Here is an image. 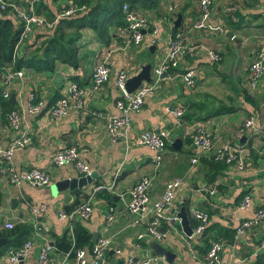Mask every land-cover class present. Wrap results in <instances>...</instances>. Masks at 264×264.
<instances>
[{
  "label": "crops",
  "instance_id": "1",
  "mask_svg": "<svg viewBox=\"0 0 264 264\" xmlns=\"http://www.w3.org/2000/svg\"><path fill=\"white\" fill-rule=\"evenodd\" d=\"M11 1H17L21 5L26 3V0ZM198 2V0L163 2L160 10H165L168 6L173 9L170 19L172 14H177L178 9L186 8L183 15L182 44L187 53L177 68L169 72L170 78L165 76L159 88L146 96L140 111L130 114L131 130L127 143L112 140L104 121L95 118L92 113L100 112L104 117L107 115L121 117V113L115 107L118 92L113 81L116 74L120 69H124L133 77L143 66L151 65L152 78L151 72L165 51L170 31L166 25H160L161 32L156 44L152 45L149 35L146 34L143 42L137 47H124V39L119 30L112 34L108 47L99 45L90 31H84L78 43L76 67L57 63L54 73L48 76L25 72L26 83L22 89L18 81L8 86L10 97L14 96L11 102L15 109L19 107L21 100H25L28 93H34L37 99L47 105L52 98L62 95L65 86L71 82L77 83L88 92L84 99L83 111L72 113L60 122L56 123L49 117L48 109L43 110L38 116L24 117L22 129L28 132L32 141L25 148L15 150L12 164L16 170L44 169L51 176V184L48 187L37 189L27 184L16 187L10 185L7 178L0 175V191L3 193L0 225L12 221L14 225L26 224L33 227L29 239L32 238L34 248L19 264H38V256L35 254L45 243L53 245L66 232L70 237L68 226L58 220L57 213L67 208L73 210L88 200L92 207V216L89 220L77 219L73 223V237L78 224L90 234L92 243L98 239L109 241L107 264H116L119 259L124 260L126 264L130 256L137 260L156 257L158 260L152 264H169L165 258L153 255L150 248L152 240L149 238L138 240L137 235L145 229V221L135 223L137 217L127 210L129 200L127 193L141 177H148L151 180L149 206L161 197L166 182L180 179L183 182L177 191L180 205L187 204L185 208L194 206L209 215L207 229L198 240L186 242L183 231L166 232L167 238L159 244L175 256L172 264H204L205 251L202 249L205 241L211 239H220L223 242L221 264H242L243 260H255L262 264L264 223L247 231L238 239L232 240V232L240 220L251 218L254 209L264 205V144L249 132H244L238 137L244 120L249 116H254L256 126L264 129V73L254 90L250 91L247 86L249 66L260 46L264 44V18L259 17L264 11V0H213L209 24L221 25L224 28L222 34L191 29L197 19ZM234 6L238 10L237 24H231L228 15L229 8ZM49 7L55 8L52 3H49ZM147 14L150 20L156 19L153 14ZM43 32L45 31H36L24 41L16 55H21L23 48L32 44L35 37L44 34ZM228 33H233L234 38H229ZM196 45L214 51L219 55L220 61L213 64L204 54H192L190 49ZM109 50L113 51L108 60L111 70L109 83L100 90L91 91L90 77L93 66L100 56ZM187 70L195 72V84L192 87H187L179 77ZM0 86L3 88L2 84ZM243 91H248L250 97L246 99ZM168 106L185 108V117L188 118L184 119L181 126L175 125L174 118L166 111ZM218 106L224 108L233 106L235 111L233 114L200 121L207 111ZM196 125L209 127L213 151L221 142L235 140H238L240 145L249 147L250 153L245 169L239 171L228 166L224 175L210 182L198 162L195 174H189L191 160L200 154L196 153L190 144L185 145L184 142ZM144 130L154 132L169 130L171 133L170 143L163 152L160 164H156L155 152L135 144V139ZM15 136L16 133L9 129L0 108V147H7ZM176 140L181 141L182 151L171 148ZM74 145L80 148V160L90 167L96 179L91 185L76 189L78 192L62 191L54 195L51 191L53 184L82 177L72 165L56 168L51 163V156L56 151ZM213 183H216L217 187L213 196L196 193L197 189L207 188ZM101 184L108 186L114 184L113 193L106 191L93 193V187ZM247 193L252 195V208L248 211L237 210ZM105 196L111 197L112 201L109 202ZM12 199L15 200V207L11 205ZM26 202L35 206L43 205L46 208L47 214L40 219V225H34L35 218ZM110 209L113 211L114 220L106 225ZM189 219L192 227V220L190 217ZM230 236L231 239L228 238ZM117 250L121 252L120 255L115 253ZM7 251L6 248L0 254V264L4 262ZM255 253L259 255L258 258H255ZM50 256L56 264H75L72 258L65 263L63 253L56 249Z\"/></svg>",
  "mask_w": 264,
  "mask_h": 264
},
{
  "label": "built area",
  "instance_id": "2",
  "mask_svg": "<svg viewBox=\"0 0 264 264\" xmlns=\"http://www.w3.org/2000/svg\"><path fill=\"white\" fill-rule=\"evenodd\" d=\"M28 10H24L19 4L11 0H0V12L7 13L8 17L14 22L21 24L22 31L19 41L15 46V53L19 50L20 46L36 31H50L56 21L60 17H68L80 10L76 5L70 7L69 10L64 11L53 21H49L44 17L38 16L32 7V2ZM199 16L192 24L191 29L196 31H209L222 34L224 28L221 25L213 26L209 24V19L212 13L213 0H199L198 2ZM173 11L172 7L168 6V14L162 16L158 21L150 20L147 13L137 12L132 10L127 4L123 5V13L125 16L126 26L119 30V34L123 37L124 47L139 46L146 34L152 45L156 44L159 40L161 27L166 25L169 31L168 39L166 41L164 54L159 61L155 64L151 72L150 83L143 82L133 93L126 91V82L131 76L124 69H120L113 81L114 86L118 92V99L115 107L121 113V117H112L104 115L100 112H93L95 118H100L104 121L105 128L112 140L127 143L129 141V133L131 130L130 114L140 111L145 103L147 95L159 88V84L165 76H169L172 69L177 68L180 60L187 53L186 48L182 44L183 32L172 34L173 21L170 19V13ZM232 16V21L237 22L234 17L236 6L228 10ZM264 18V11L262 12ZM39 44L40 40H36L35 44ZM36 44V45H37ZM112 50L103 53L98 61L94 64L90 85L91 91L102 89L109 83L111 70L108 66V60L112 54ZM193 54H204L207 59L215 64L220 61V57L214 51L201 46H193L190 49ZM264 73V44L259 48L255 59L249 66L247 77V86L250 91L254 90L258 81ZM164 75V77H162ZM181 81L187 86L192 87L195 84L194 70H187L179 75ZM18 81L20 89L24 87L25 72L20 71H7V74L1 78L2 94L4 99L10 98L8 86L13 82ZM88 92L80 87L77 83H69L65 86L61 98H59L54 105L48 109L47 113L54 122H60L67 118L72 113H81L84 109V99ZM45 102L36 98L34 93H28L25 100H21L19 107L6 114L5 120L11 131L16 133V136L8 144L7 147H0V175L7 178L10 185L19 187L22 184H27L33 188L42 189L51 184L50 174L41 168H29L26 170H16L12 164V158L16 149L25 148L28 146L32 138L28 132L22 129L25 116H38L45 109ZM166 111L174 118L176 126L183 124V116L185 108L182 106H168ZM249 132L254 137H258L264 144V129L256 126L254 116H249L243 122L242 129L239 131L238 137L244 133ZM171 133L169 130H160L154 132L152 130H144L135 139V144L155 152L156 164H160L163 152L168 143H170ZM192 141V148L199 154H211L216 162H223L239 171H243L246 167L247 156L250 153V148L240 145L238 140L233 142H221L219 147L213 151L212 133L207 125H196L188 136ZM198 157L191 160L189 174H195L197 171ZM51 163L54 167H64L72 165L73 168L81 176H89L92 173L90 167L80 160V148L78 146H70L56 151L51 156ZM183 182L180 179H171L165 184V188L161 197L149 206V191L151 188V180L148 177H141L137 184L127 193L129 200L127 202V210L130 214L137 217L135 223L138 221H145V229L142 233L137 235L138 240L142 238H149L153 242L160 243L167 238L166 232H182L181 221L177 216L181 207L177 200V191L182 187ZM216 183L211 184L209 187H201L196 190L199 195L208 194L213 196L216 191ZM93 193L106 191L113 193L114 184L111 185H98L93 187ZM29 210L31 211L34 219V225H40V219L47 214V210L43 205L35 206L33 203L26 202ZM252 195L247 193L243 196L237 210L248 211L252 208ZM188 214L193 221L192 234L190 236H183L186 242L195 240L198 236L203 234L209 223L208 213L197 209L194 206H189ZM92 216V207L90 201H86L79 206H76L69 213L59 210L57 218L59 221L64 222L68 227L70 238H72L71 250L63 253V261L66 263L70 258L74 260L75 264H107L108 251L110 249L109 241L106 239H98L92 245L90 250L81 248H74L73 237V223L79 220H89ZM114 220L113 211L110 209L106 217V225H109ZM264 223V205H260L254 209L253 216L248 219H242L238 222L235 228V239L243 237L247 231ZM14 222L6 221L0 225V230H12ZM263 252L261 254L262 264H264V240L262 242ZM34 242L28 239L20 248L13 250L9 249L6 253V258L2 264H19L24 260L28 254L33 250ZM223 249L221 242H212L204 255V264H221L220 254ZM55 250L53 245L45 243L39 250L37 258L38 264H56L51 258V253ZM120 255L119 250L115 251ZM73 255V256H72ZM255 258L259 255L255 253ZM158 258L151 257L147 260H137L133 256L127 258L126 264H152ZM242 264H258L255 260H243Z\"/></svg>",
  "mask_w": 264,
  "mask_h": 264
},
{
  "label": "trees",
  "instance_id": "3",
  "mask_svg": "<svg viewBox=\"0 0 264 264\" xmlns=\"http://www.w3.org/2000/svg\"><path fill=\"white\" fill-rule=\"evenodd\" d=\"M28 1L32 2L31 4L34 8V12L38 16L44 17L49 21H53L61 13L69 10L73 5H76L80 10L68 17H60L50 31H45L43 32L44 34L35 37L34 42L26 45L23 48V53L19 56L15 53V46L19 41L22 26L21 24L12 21L7 13L0 12V84L2 76L4 74L6 75L7 71L23 70L26 74L33 73L35 75L48 76L51 73H54L57 63L76 67L78 65V43L81 40L84 31H90L99 45L108 47L112 39V34L116 32V30L123 29L126 26L123 13L124 4H127L134 11L153 14L156 17V19L153 20L155 22L162 16L168 14V7H166L165 10H160L163 2L165 3L168 0H26V3L24 2L23 5L17 1L15 2L24 10H28L30 8V4L27 3ZM49 3H52V5L55 6V8H53L54 10L49 7ZM185 11L186 8L177 10V14L180 13L182 15V22L180 27L175 28L173 21V36L177 33L183 32V15ZM177 14H172V19H176ZM228 15L231 24L238 23L232 21L230 13ZM198 16L199 9L197 10V18ZM234 17L238 20L237 8ZM259 17L262 18L261 13ZM37 39H40V43H36V45L35 41ZM246 92L248 91H243V94L247 99L250 96L249 92ZM59 98H61V95L52 98V100L45 106L44 111L50 109ZM0 108L4 115L16 110L9 99L6 100L3 98L1 86ZM234 111L235 109L233 106L230 108L218 106L214 110L207 111L208 113H206L200 121L233 114ZM187 118L188 117H185L184 114L183 121ZM184 143L185 145H191L192 141L190 138H187ZM180 151H182V149ZM198 161L201 165V169L206 175V179L210 182L216 180L218 176L224 175L229 166L223 162L214 161L211 154H200ZM73 192L78 191L74 190ZM105 198L109 202L112 201L111 197L105 196ZM182 206L187 207V204L184 203ZM188 208H185L187 213L189 210ZM71 209L72 208H67L65 209V212L69 213ZM191 223L193 226V221H191ZM32 233V225L26 224H16L12 230L0 231V239H8V243L0 249V254L4 249L6 250V248L7 250H16L20 248L29 239ZM203 234L196 239L198 240L199 238H202ZM234 236L235 231L232 232V240ZM228 238L231 239V236ZM224 239H226V237ZM210 241L221 242L223 244L220 239H211ZM210 241H205V246L202 249L205 253L212 243ZM92 245L93 243L90 234L84 230L82 226L77 224L74 229V248L90 250ZM53 247L61 253H67L71 250L72 240L67 236V232L54 242Z\"/></svg>",
  "mask_w": 264,
  "mask_h": 264
},
{
  "label": "water",
  "instance_id": "4",
  "mask_svg": "<svg viewBox=\"0 0 264 264\" xmlns=\"http://www.w3.org/2000/svg\"><path fill=\"white\" fill-rule=\"evenodd\" d=\"M181 22H182V15L178 13L176 19L174 20V27L175 28L180 27ZM227 36L231 39L234 38L233 33H228ZM150 50L152 51V48H150ZM150 70H151V65H145L142 67V69L138 74L129 78L126 82V91L128 93H133L143 82L150 83L151 81ZM162 77H164V75H162ZM9 100L13 101L14 96L11 95ZM181 145H182L181 141L176 140L172 143L171 147L172 149L178 151L181 149ZM95 179H96V175L94 173H91V175L89 176H82L80 178L62 180L61 182H57L53 184L51 187V191L54 195H56L62 191H74L76 189H82L85 188L86 186L91 185ZM2 204H3V193L0 191V212L2 211ZM11 205L12 207H15L16 203L14 199H12ZM177 216L180 218L181 221L180 225L183 233L186 236H190L192 234V227L190 225V219L188 217V214L184 206L180 207ZM94 242L95 240H93V243ZM7 243H8V239L1 238L0 249ZM150 248L152 249L154 256L165 258V260L169 264L173 263L175 256L172 253H170L166 248L162 247L159 243L152 242L150 244ZM35 255L37 257L39 255V251H37ZM116 264H124V260L119 259Z\"/></svg>",
  "mask_w": 264,
  "mask_h": 264
},
{
  "label": "rangeland",
  "instance_id": "5",
  "mask_svg": "<svg viewBox=\"0 0 264 264\" xmlns=\"http://www.w3.org/2000/svg\"><path fill=\"white\" fill-rule=\"evenodd\" d=\"M198 10V9H197Z\"/></svg>",
  "mask_w": 264,
  "mask_h": 264
}]
</instances>
